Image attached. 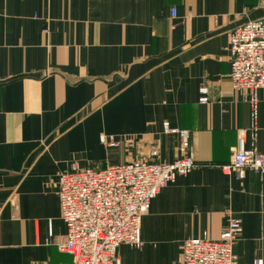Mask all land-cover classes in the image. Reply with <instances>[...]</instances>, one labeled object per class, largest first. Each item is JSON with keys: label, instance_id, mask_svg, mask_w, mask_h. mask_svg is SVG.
I'll list each match as a JSON object with an SVG mask.
<instances>
[{"label": "crops", "instance_id": "crops-1", "mask_svg": "<svg viewBox=\"0 0 264 264\" xmlns=\"http://www.w3.org/2000/svg\"><path fill=\"white\" fill-rule=\"evenodd\" d=\"M260 18L264 0H0V264H74L58 247L59 175L144 156L173 162L181 140L166 121L190 131L198 166L151 201L143 244H121L119 263L179 264L187 239L216 240L236 218L237 264H264V174L219 167L252 125L250 92L231 83L228 32Z\"/></svg>", "mask_w": 264, "mask_h": 264}, {"label": "built area", "instance_id": "built-area-1", "mask_svg": "<svg viewBox=\"0 0 264 264\" xmlns=\"http://www.w3.org/2000/svg\"><path fill=\"white\" fill-rule=\"evenodd\" d=\"M176 8L172 15L176 16ZM231 72L235 90L250 92L252 125L238 130L232 161L219 165L224 172L242 176L245 169L264 174V153L256 145L258 90L264 88V18L251 20L228 32ZM200 103L209 101L208 88H200ZM164 133L180 137L181 156L173 162H159L148 156L108 165L102 169L74 166L57 180L61 215L66 224V238L60 250L74 257V264H120L117 256L121 244L141 247L142 217L162 188L178 176L190 174L197 162L190 153V131L163 123ZM252 136L246 147V136ZM102 136L103 142H106ZM130 139H126L132 145ZM116 144L114 139L110 145ZM159 148L151 150L157 158ZM241 231L239 219L232 218L218 239L190 238L184 242L179 264H237L233 252ZM52 235V230L50 232Z\"/></svg>", "mask_w": 264, "mask_h": 264}]
</instances>
